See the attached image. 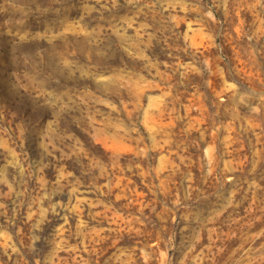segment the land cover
<instances>
[{
	"label": "rangeland",
	"instance_id": "obj_1",
	"mask_svg": "<svg viewBox=\"0 0 264 264\" xmlns=\"http://www.w3.org/2000/svg\"><path fill=\"white\" fill-rule=\"evenodd\" d=\"M0 264H264V0H0Z\"/></svg>",
	"mask_w": 264,
	"mask_h": 264
}]
</instances>
